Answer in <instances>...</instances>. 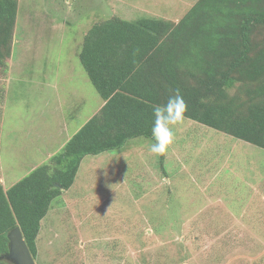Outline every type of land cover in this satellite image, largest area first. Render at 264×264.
I'll use <instances>...</instances> for the list:
<instances>
[{
    "label": "rangeland",
    "instance_id": "rangeland-1",
    "mask_svg": "<svg viewBox=\"0 0 264 264\" xmlns=\"http://www.w3.org/2000/svg\"><path fill=\"white\" fill-rule=\"evenodd\" d=\"M197 1L19 0L13 53L0 66L5 189L103 105L79 56L93 24L178 22ZM173 132L164 164L145 137L86 156L42 220L36 263L264 264V148L186 116Z\"/></svg>",
    "mask_w": 264,
    "mask_h": 264
},
{
    "label": "trees",
    "instance_id": "trees-1",
    "mask_svg": "<svg viewBox=\"0 0 264 264\" xmlns=\"http://www.w3.org/2000/svg\"><path fill=\"white\" fill-rule=\"evenodd\" d=\"M18 8L19 0H0L5 70ZM79 56L105 103L46 162L8 189L0 182V256L20 226L36 258L42 220L83 159L153 139V107L176 90L186 117L264 148V0H198L178 22L114 16L93 24Z\"/></svg>",
    "mask_w": 264,
    "mask_h": 264
},
{
    "label": "clouds",
    "instance_id": "clouds-1",
    "mask_svg": "<svg viewBox=\"0 0 264 264\" xmlns=\"http://www.w3.org/2000/svg\"><path fill=\"white\" fill-rule=\"evenodd\" d=\"M187 103L179 90L170 96L163 105L153 107L154 122L152 126V138L155 141L150 146V151L156 155H164L174 141L173 127L185 119Z\"/></svg>",
    "mask_w": 264,
    "mask_h": 264
},
{
    "label": "water",
    "instance_id": "water-1",
    "mask_svg": "<svg viewBox=\"0 0 264 264\" xmlns=\"http://www.w3.org/2000/svg\"><path fill=\"white\" fill-rule=\"evenodd\" d=\"M9 251L0 256L8 259L14 264H37L35 257L28 246L20 226H16L9 232Z\"/></svg>",
    "mask_w": 264,
    "mask_h": 264
},
{
    "label": "crops",
    "instance_id": "crops-1",
    "mask_svg": "<svg viewBox=\"0 0 264 264\" xmlns=\"http://www.w3.org/2000/svg\"><path fill=\"white\" fill-rule=\"evenodd\" d=\"M99 94H100V93H99ZM101 97H102V96H101ZM102 98H103V97H102ZM103 101H104V103H105V100H104V99H103ZM104 103H103V105H104ZM103 105H102V106H103ZM102 106H101V107H102ZM101 107H100V108H101ZM100 108H99V110H100ZM99 110H98V111H99ZM51 156H52V155H51ZM51 156H50V157H51Z\"/></svg>",
    "mask_w": 264,
    "mask_h": 264
}]
</instances>
